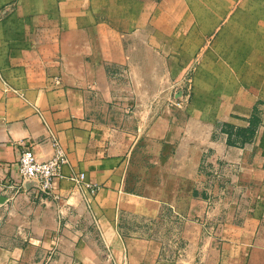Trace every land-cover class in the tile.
<instances>
[{"label":"crops","instance_id":"crops-1","mask_svg":"<svg viewBox=\"0 0 264 264\" xmlns=\"http://www.w3.org/2000/svg\"><path fill=\"white\" fill-rule=\"evenodd\" d=\"M205 3L0 0V264H157L176 241L178 264H264L259 132L230 145L220 131L213 163L221 184L241 189L246 207L194 218L191 196L133 187L140 153L191 152L185 115L170 111L164 90L169 73L185 71L217 32ZM255 109L256 98L242 93L230 105L236 116L222 120L246 127ZM50 136L68 158L62 174L83 173V185L55 178L50 195L8 199L4 185L18 179L20 150L46 160ZM165 215L176 227L172 238L158 226Z\"/></svg>","mask_w":264,"mask_h":264},{"label":"rangeland","instance_id":"rangeland-1","mask_svg":"<svg viewBox=\"0 0 264 264\" xmlns=\"http://www.w3.org/2000/svg\"><path fill=\"white\" fill-rule=\"evenodd\" d=\"M203 1L207 16L216 19L217 32L185 71L169 73L171 86L159 92L165 93V103L172 106L170 111L184 113L189 135L186 141L192 146L191 152L140 153L136 159L141 166L135 170L139 178L133 187L142 194L189 195L194 218L204 211L211 219L220 213L225 215L230 207L247 206L241 189L233 184L228 188L221 184L220 168L213 166L218 157L220 131L227 135L230 145L251 141L258 132L259 141L264 138V130L260 129L264 127V0ZM217 33L221 34L220 38ZM208 49L211 54L207 53ZM242 93L256 98L254 126L248 123L246 127H237L222 120L225 116H236L230 112V105ZM180 94H186V104L177 107L174 103ZM249 128L254 130L252 135L246 130ZM195 146L206 149L194 151ZM173 202L182 205L181 200ZM131 220L129 216L124 218L125 222ZM158 226L167 228L171 238L177 234L166 215L158 221Z\"/></svg>","mask_w":264,"mask_h":264},{"label":"built area","instance_id":"built-area-1","mask_svg":"<svg viewBox=\"0 0 264 264\" xmlns=\"http://www.w3.org/2000/svg\"><path fill=\"white\" fill-rule=\"evenodd\" d=\"M185 98L186 94H180L174 104L177 107L185 105ZM50 143L53 153L51 157L42 161L35 157L33 150L30 148L25 147L20 150L17 160L18 179H10L4 185L9 194L8 199L25 191H36L43 195H50L53 191L55 178H67L78 187L83 185V173H73L68 176L62 174V167L68 163L66 152L53 136H50ZM87 189L91 195L96 191L94 186L87 187ZM173 244L175 245L173 252L165 251L157 259V264H165L169 261H175L176 264L181 262L183 256L181 244L177 241Z\"/></svg>","mask_w":264,"mask_h":264},{"label":"trees","instance_id":"trees-1","mask_svg":"<svg viewBox=\"0 0 264 264\" xmlns=\"http://www.w3.org/2000/svg\"><path fill=\"white\" fill-rule=\"evenodd\" d=\"M257 122V118L254 116V115H252L251 117H250V119H249V125L250 126H254L255 125V123ZM247 131H249L250 130V134L252 135L253 134V131L254 130H252L251 128H249V129H246ZM252 130V131H251ZM248 139V138H247Z\"/></svg>","mask_w":264,"mask_h":264}]
</instances>
